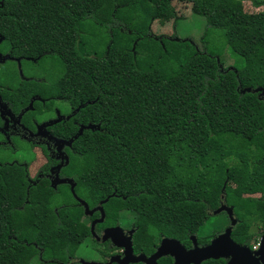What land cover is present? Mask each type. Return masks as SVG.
I'll use <instances>...</instances> for the list:
<instances>
[{"label": "trees", "instance_id": "16d2710c", "mask_svg": "<svg viewBox=\"0 0 264 264\" xmlns=\"http://www.w3.org/2000/svg\"><path fill=\"white\" fill-rule=\"evenodd\" d=\"M173 1L205 19L203 44L209 30L223 32L244 68L224 67L191 39L154 34ZM93 26L105 36L101 50ZM0 53L60 65L45 81L9 84L14 93L0 83L17 111L34 95L76 110L52 128L67 141L60 176L75 196L61 180L40 186L29 162L0 161V264H81L72 261L92 234L70 214L76 197L90 209L107 200L96 234L134 212L135 244L147 253L154 237L189 246L222 201L239 221L233 240L251 246L249 227L264 224V12L245 14L240 0H0ZM253 192L261 196L243 197Z\"/></svg>", "mask_w": 264, "mask_h": 264}, {"label": "flooded vegetation", "instance_id": "af4514ba", "mask_svg": "<svg viewBox=\"0 0 264 264\" xmlns=\"http://www.w3.org/2000/svg\"><path fill=\"white\" fill-rule=\"evenodd\" d=\"M8 61L12 64L11 69H13L12 71L14 72L15 75L14 82H16V85L18 87L22 86L23 81H28L33 79L45 81L43 74L40 76L32 70L34 67L37 66L36 64L37 60L13 58L11 56L10 60H6L5 62L0 60V65L2 66L1 68L3 71L6 70V68H3V66ZM23 66L26 68L25 70L26 74L23 73L22 70ZM13 86H15L14 83ZM0 88L3 89L2 87ZM6 89L9 92L12 93L15 92L13 88L9 87V85L6 86ZM65 105L67 104L59 99H55L50 102L48 99H43L38 95H34V96H30L26 106L20 107L19 110L17 111L16 107L14 106V102L5 99L2 93H0V146L2 147L0 152L10 151L14 153L18 151V149L20 150V147L18 146L19 142L29 145L30 148L33 150V152L36 149L39 150L41 155L45 159V164L39 167L35 172V175L31 176V178L35 180L38 179V184L40 186L41 185L52 186V184H54L55 182H59L60 180L65 179L60 176L61 169L58 172L57 168L59 165L62 164V160H64L66 157L65 149H66L67 141L64 140L63 138L57 137L55 135V131L52 129L58 125H62L63 123H65L66 120H68L76 112V110H73L72 107L67 105L70 108V111L67 113L64 108ZM36 112L37 115H35L34 117H26L29 113H36ZM16 144L18 149L16 147ZM44 151L46 152V155L48 157L47 156L45 157ZM48 158L54 162V165L48 168V173H43L41 170L47 164ZM51 170L53 171L51 172ZM68 187L70 188L69 185ZM77 199L79 203L80 198L77 197ZM100 204L101 202L95 208L92 209L88 208L89 212L95 210L92 213V215L91 214L86 215L84 208L81 207L82 213L85 215L87 219L89 218L88 225L90 227L92 226L93 223H95L96 226V224H103L104 222V218L102 222H100V220L102 219V215L101 212L97 210ZM222 205L225 204L221 202L220 207ZM225 206L228 207L227 205ZM101 208L103 209L102 205ZM120 214H122V212ZM223 214H225L227 217V224L217 233L214 234L213 239H215L220 234L224 233V231L231 225L230 217L225 212H223ZM233 219L236 221V224L239 222L237 218L234 216V214H233ZM116 227L119 228V230L116 233H112L109 239H107L105 242L103 243L99 242V240L104 237L106 231ZM253 228H255L257 231H253L252 230ZM249 229H251V232H249L250 234L255 233V235H257L256 238L259 237L262 238L264 234V224H261V222H257V223L253 222L249 227ZM137 230L138 228L134 226V223L126 227V226H121V224L118 222L116 226L103 227L102 229H100L99 234H96L94 232L95 237L92 236L91 237L92 240L94 241L95 244H98L99 246L103 247V251L98 252V255L100 256V260H96L94 262L102 263V264H118L116 262L112 263L110 260L112 258H123L127 252L126 246L130 244L132 253L131 256H126V258L123 260L124 264H146L144 260L139 262H134L133 260L141 256L146 259H149L160 248L162 240L164 238L163 237L159 239L156 238V242H154V244L151 247L153 251L147 253L145 252L146 247L144 248L143 246L142 248H138V249L136 247L135 239L137 236L136 235ZM192 237L194 236L193 235L189 236V240H190L189 246L183 245L187 251H191L193 249ZM231 238H232V232H231ZM213 239H208L207 240L208 242L206 244H199L197 238L198 246L206 247L212 242ZM252 250H254V248H252ZM166 257H169L172 261V264H174L175 262L174 258L171 256L167 255L161 258H166ZM158 260H157V264H158ZM224 260L226 261V263L228 262V260L226 259ZM80 261H83V259H80ZM80 261L79 263H81Z\"/></svg>", "mask_w": 264, "mask_h": 264}, {"label": "rangeland", "instance_id": "374dc122", "mask_svg": "<svg viewBox=\"0 0 264 264\" xmlns=\"http://www.w3.org/2000/svg\"><path fill=\"white\" fill-rule=\"evenodd\" d=\"M209 3H214L215 0H206ZM242 9L245 14L248 15H257L264 12V0H240ZM172 9L173 11H169L165 14V16L156 22H159L160 25L164 27H160V35H166L168 37L177 36L180 39H191L198 47V49H202L205 47L207 51L211 53H219L220 59L224 65V67L228 68H236L238 70H242L245 66L244 60L237 55H235L230 48L227 46L223 32L217 30H209L206 33L204 44L202 43L201 39L206 31V21L204 18L200 16H196L192 13V4L191 3H180L177 1L172 2ZM175 19V25L173 24ZM174 27H173V26ZM94 27V26H93ZM95 34L92 36L91 41L94 43L97 49H102V44L105 40V36H103V31L94 27ZM159 34V33H158ZM9 53L2 54L0 53V60L5 62L6 60H10L11 55ZM37 66L34 67L32 70L37 73L38 75H44V79H47V74H56L60 71V65L52 60H45V61H38ZM12 64L8 61L3 68L6 70L11 69ZM2 66L0 65V83L3 85H9L14 83L17 87L16 82H11L10 77H6L5 73L3 72ZM13 70V69H11ZM19 70V69H18ZM23 73L26 74V68L22 67ZM65 111L68 113L70 108L65 105ZM20 150L17 147L18 151L12 153L10 151H1L0 152V161L2 162H29L28 171L30 176H34L35 172L39 167L45 164V159L41 155L39 150H33L30 148L29 145L19 142L18 143ZM228 166H236V161H228ZM231 188H237V184L230 182ZM45 185V184H44ZM64 189V188H63ZM65 190V189H64ZM259 192L253 193H244V198H259ZM223 197V196H222ZM80 201H83L80 199ZM86 203L85 201H83ZM222 202V201H221ZM59 204V201H56ZM83 207V205H80ZM79 206V207H80ZM80 207V208H81ZM78 208L76 210L71 211V216L77 222H83L89 224V220L85 217L82 213L81 209ZM84 208V207H83ZM85 209V208H84ZM218 210V209H216ZM209 211V217L205 221V224L199 228L197 236H195L196 240L199 238L200 240H208L213 239L215 233H217L220 229H222L227 224V217L223 212L216 213L215 211ZM86 214V213H85ZM89 214V211L86 215ZM136 220V214L132 211H123L122 214H119L118 221L121 226H129L133 224ZM236 226V225H235ZM234 226V227H235ZM253 231H257L255 228L252 229ZM251 232V229H249ZM254 235V240H252V244L250 249L256 248V245L261 242V238H256L257 235ZM156 238L154 240L156 242ZM161 238V237H160ZM159 239V238H158ZM103 251V247L95 244L92 238L88 239L84 244L80 246L77 251L76 257L77 260H73L72 262L76 263L79 262L80 259H83L81 264L86 262H94L96 260H100V256L98 252ZM33 264H38L37 260L33 261ZM102 264V263H100Z\"/></svg>", "mask_w": 264, "mask_h": 264}, {"label": "water", "instance_id": "95a60500", "mask_svg": "<svg viewBox=\"0 0 264 264\" xmlns=\"http://www.w3.org/2000/svg\"><path fill=\"white\" fill-rule=\"evenodd\" d=\"M82 129L83 128L80 129L79 134L82 133ZM84 129L95 130V127L88 126L87 128ZM64 160H62V164L58 166L57 168L58 171L61 169V167H63L68 163L67 158ZM60 182L63 184L65 183L68 184L71 188L72 194L75 196L73 191L75 184L71 180H61ZM106 201L107 200L101 202V204L97 209L98 211L101 212L102 215V219L100 220V222H102L104 218V213H103V209L101 208V205ZM79 204L83 205V207L85 208L84 211L87 214L89 211L87 204L80 200H79ZM94 211L95 210L89 212V214L92 215ZM215 212L227 213V215L231 219V225L224 231V233L220 234L215 239H213L208 246L199 247L197 240L194 236L192 237L193 249L191 251H187L185 247L178 240L164 238L162 240L160 248L149 259H146L141 256L134 259L133 261L139 262L144 260L146 264H157L158 259L168 255L174 258L175 261L174 264H201L207 260H218L220 258L228 260L226 264H264V234L261 238L260 245L257 249L252 250L247 246H241L235 243L231 238L232 228L236 225V221L233 219L232 208L222 205ZM94 227H95V223H93L91 226V234L92 236L95 237ZM118 230L119 228L117 227L113 229H109L108 231L105 232L104 237L100 239L99 242L100 243L105 242L107 239H109L112 233H116ZM126 247H127V252L123 258H112L110 261L112 263L116 262L118 264H124L123 260L126 258V256H131L132 253L130 244H128ZM83 264H100V263L86 262Z\"/></svg>", "mask_w": 264, "mask_h": 264}, {"label": "crops", "instance_id": "0c3cea01", "mask_svg": "<svg viewBox=\"0 0 264 264\" xmlns=\"http://www.w3.org/2000/svg\"><path fill=\"white\" fill-rule=\"evenodd\" d=\"M160 27H161V25H160L159 22H153V24H152V31L154 32V34L160 35V31H162V30H160Z\"/></svg>", "mask_w": 264, "mask_h": 264}, {"label": "built area", "instance_id": "2783aa9c", "mask_svg": "<svg viewBox=\"0 0 264 264\" xmlns=\"http://www.w3.org/2000/svg\"><path fill=\"white\" fill-rule=\"evenodd\" d=\"M259 245H260V244H257V245H256V248H254V249H257V248L259 247Z\"/></svg>", "mask_w": 264, "mask_h": 264}]
</instances>
